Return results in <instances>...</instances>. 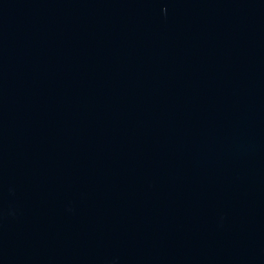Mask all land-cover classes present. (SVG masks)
<instances>
[{
    "label": "water",
    "instance_id": "obj_1",
    "mask_svg": "<svg viewBox=\"0 0 264 264\" xmlns=\"http://www.w3.org/2000/svg\"><path fill=\"white\" fill-rule=\"evenodd\" d=\"M0 264H264V0H0Z\"/></svg>",
    "mask_w": 264,
    "mask_h": 264
}]
</instances>
